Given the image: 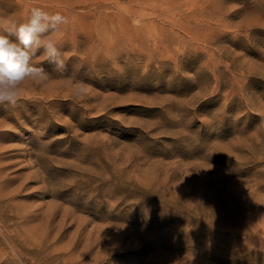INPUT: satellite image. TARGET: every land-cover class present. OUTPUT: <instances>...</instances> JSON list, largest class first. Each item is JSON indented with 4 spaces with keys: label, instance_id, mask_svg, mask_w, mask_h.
Segmentation results:
<instances>
[{
    "label": "rangeland",
    "instance_id": "rangeland-1",
    "mask_svg": "<svg viewBox=\"0 0 264 264\" xmlns=\"http://www.w3.org/2000/svg\"><path fill=\"white\" fill-rule=\"evenodd\" d=\"M34 8L65 18L61 66L41 51L0 103V264H264V0H0V23Z\"/></svg>",
    "mask_w": 264,
    "mask_h": 264
},
{
    "label": "clouds",
    "instance_id": "clouds-1",
    "mask_svg": "<svg viewBox=\"0 0 264 264\" xmlns=\"http://www.w3.org/2000/svg\"><path fill=\"white\" fill-rule=\"evenodd\" d=\"M65 22L60 14L49 15L34 8L25 23H0V30L6 33L0 34V103L15 104L18 85L26 78L47 79L44 68L32 63L41 51L49 62L61 66V61L55 59L61 53L52 34Z\"/></svg>",
    "mask_w": 264,
    "mask_h": 264
}]
</instances>
